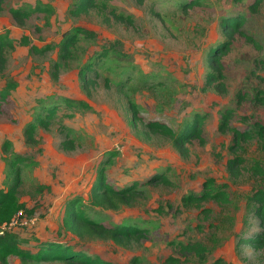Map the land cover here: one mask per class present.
<instances>
[{"label": "rangeland", "instance_id": "obj_1", "mask_svg": "<svg viewBox=\"0 0 264 264\" xmlns=\"http://www.w3.org/2000/svg\"><path fill=\"white\" fill-rule=\"evenodd\" d=\"M77 1L5 0L2 5L0 34L8 29L13 46L5 51L0 89L9 80L17 87L0 111V190L14 184L10 163L21 158L17 196L26 207L6 230L24 251L35 253L44 243H59L113 264H209L216 259L223 264H264V244L241 243L264 233L257 205L248 201L254 191L264 189V176L251 172L254 162L264 170V152L257 141H251L233 155L231 134L218 131L224 109L234 110L229 125L239 130L264 122V103L254 102L256 97L264 101V0L256 13L248 11L255 0H197L186 11L182 3L196 0H145L141 6L133 0H96L98 8L74 18L69 10ZM36 6L49 9L50 14H32L24 26L11 20L9 9L30 12ZM112 12L129 16L134 26L115 22ZM234 16L244 17L242 31L257 46L236 36L222 57L227 92L203 90L208 52L226 41L221 21ZM75 26L94 36L79 37L71 60L55 80L57 45L62 34ZM22 36L30 45L50 44L55 49L36 56L20 45ZM105 51L107 56L101 57ZM87 63L94 69L88 75L95 83L91 96L82 90L77 76ZM238 93L247 96L239 106ZM78 101L91 109L79 107ZM129 103L136 105L142 119L136 128L130 126ZM51 108H56V115L49 128H38L36 143L26 144L27 124ZM195 114L207 116L202 127L205 144L193 141L187 159L178 155L170 139L148 135L144 126L148 120H158L178 132ZM68 140L74 143L71 150L61 146ZM5 141L8 150L3 149ZM112 153L116 156L107 164ZM235 156L244 162L233 179L226 162ZM103 167L113 189L137 182L143 184L142 196L116 210L96 206L91 189ZM159 175L168 184L160 180L145 184ZM209 179L216 186H226L229 203L208 200L184 205L183 198L201 195ZM75 199L94 222L108 228L135 227L144 237L122 246L68 232L67 205ZM193 243L204 246L206 253L181 252V246ZM7 264L66 263H23L10 257Z\"/></svg>", "mask_w": 264, "mask_h": 264}, {"label": "trees", "instance_id": "obj_2", "mask_svg": "<svg viewBox=\"0 0 264 264\" xmlns=\"http://www.w3.org/2000/svg\"><path fill=\"white\" fill-rule=\"evenodd\" d=\"M5 0H0V12L2 10V5ZM139 6H141L145 0H133ZM196 1H189L182 3L181 7L183 10H187L197 5ZM261 0H255L249 5L248 11L250 13H256L258 11ZM98 8L96 0H78L73 7L69 10V15L74 18H78L82 15H87L89 11ZM9 15L13 23L17 26H24L26 21L30 18L32 14H50L49 9H45L40 6H36L30 12L26 9L21 8H11L9 9ZM112 18L115 22L125 24L129 27L134 26V21L129 16H124L122 14H115L112 12ZM105 23H109L110 20L104 17ZM245 24V19L243 16L227 17L221 21V28L226 41L221 42L210 48L207 55V62L209 65V72L205 77L203 90L212 88L218 94H225V74L224 66L222 64V57L229 51L232 42L235 40L236 36L243 38L247 43L257 46V43L252 37L245 34L242 31V27ZM9 31L6 29L0 34V75L3 73L6 65L5 51L6 49L13 46V42L9 37ZM80 36L85 38H92L93 33L88 30L75 26L71 31L64 32L62 34L61 40L57 45L58 48V60L53 64L52 76L55 80L58 79L59 71L62 67H65L69 60L72 58V51L78 43ZM20 45L28 47L30 53L36 56H44L45 54L53 51L54 46L46 44L43 47H38L36 45H30L29 40L26 36L20 38ZM101 57H106L107 52H103ZM92 63H87L81 67L77 73L78 80L80 81V86L83 91H85L87 96H91V85L95 84L91 82L88 78L93 72ZM264 82V79H262ZM17 83L9 80L0 89V111L4 104L9 102L11 93L16 89ZM261 92L256 94L259 95ZM245 94L238 93L236 95L237 106L241 105L243 101L246 100ZM254 102L263 104L264 101L262 97H256ZM77 105L83 109L90 110L91 107L83 101H78ZM130 111V126L136 128L138 122L142 119L139 116V111L135 104L129 103ZM56 115V108L48 109L43 116H37L34 120L27 124L24 130L25 143L35 144V134L38 128H43L47 130ZM220 123L218 125V131L222 134L230 133L229 151L231 154L235 155L238 150L241 149L243 144L251 141H257L259 149L264 152V122H254L250 129L239 130L235 127L229 125L231 119L234 116V110L224 109L220 113ZM207 119L206 115L195 114L192 119L185 121L181 130L175 132L171 127L162 121L158 120H148L144 122V126L147 129L148 135H159L164 138L170 139L172 146L176 149L178 155L187 159L189 156L188 147L193 141H197L200 145L205 144L203 139L202 127ZM62 148L65 150H71L74 148V143L71 140L62 143ZM10 144L8 141L3 143V149L8 150ZM116 154H111L107 164L112 162V158ZM23 160L19 157H15L10 163V168L15 172L16 178L15 182L8 190H0V225H9L12 220L21 212L26 211V207L20 202L17 196V190L20 185V175L17 169V165H20ZM243 159L239 156L230 158L226 162V170L228 174L233 178H238L237 169L243 164ZM251 172L254 175L263 177L264 170L261 168L258 162H254L251 167ZM160 180L163 184H168V180L164 177L155 176L148 180L145 184L150 185L153 182ZM143 184L137 182L133 183L131 186L115 190L107 182L105 167L98 170L96 175V180L91 189V196L93 203L99 207H105L109 209L116 210L120 206L131 205L136 198L142 196L143 191L141 187ZM204 191L199 196L190 195L183 198V203L186 206L199 205L202 202L211 200L219 205H226L229 203L226 186H216L215 181L212 179L204 182ZM248 201L252 204L257 205L256 215L260 220V226L264 228V189H259L254 191L248 198ZM65 228L68 232L78 236H92L100 239H110L116 244L122 246H129L133 241L141 240L144 235L143 231L135 227L122 226L108 228L102 224L96 223L91 220L86 212L84 211L80 200L75 199L68 202L66 218H65ZM259 237L249 238L241 241L243 244H252L258 242L259 244H264V233H260ZM181 252L193 253L194 255L201 256L206 253V248L199 243L188 244L180 247ZM10 257L18 258L23 263H53L62 262L66 264H113L110 262H104L97 258H91L82 253H77L72 251L68 246H63L59 243H44L38 248L35 253L22 250L17 243L16 237L5 230L0 236V264H7V260ZM209 264H223L221 259H216Z\"/></svg>", "mask_w": 264, "mask_h": 264}, {"label": "built area", "instance_id": "obj_3", "mask_svg": "<svg viewBox=\"0 0 264 264\" xmlns=\"http://www.w3.org/2000/svg\"><path fill=\"white\" fill-rule=\"evenodd\" d=\"M19 214H21V213H19ZM18 214V215H19ZM11 224V223H10ZM7 227H8V225L6 226L5 224H3V225H0V236L3 234V232L7 229Z\"/></svg>", "mask_w": 264, "mask_h": 264}]
</instances>
